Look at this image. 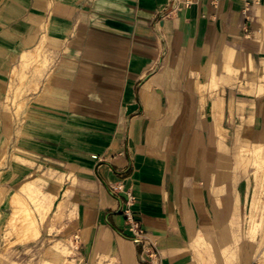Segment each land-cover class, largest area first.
Wrapping results in <instances>:
<instances>
[{
  "label": "crops",
  "instance_id": "crops-1",
  "mask_svg": "<svg viewBox=\"0 0 264 264\" xmlns=\"http://www.w3.org/2000/svg\"><path fill=\"white\" fill-rule=\"evenodd\" d=\"M38 53L3 175L63 194L76 264H264L237 152L264 142V0H0V96Z\"/></svg>",
  "mask_w": 264,
  "mask_h": 264
},
{
  "label": "rangeland",
  "instance_id": "rangeland-1",
  "mask_svg": "<svg viewBox=\"0 0 264 264\" xmlns=\"http://www.w3.org/2000/svg\"><path fill=\"white\" fill-rule=\"evenodd\" d=\"M40 57L38 53L33 65V57L24 54L23 64H13L7 90L0 96V264H76V237L63 231L72 215L63 194L41 188L43 176L34 180L31 192L29 186L19 187V182L3 175L19 166V111L29 100L22 95L30 86L28 79L38 77L39 69L47 67L46 57L39 64ZM243 146L239 145L237 152L239 168L249 182L243 193L252 213L249 236L254 239L260 230V243H264V143ZM28 219H34L35 226L28 225ZM231 259L241 258H224L226 263Z\"/></svg>",
  "mask_w": 264,
  "mask_h": 264
},
{
  "label": "built area",
  "instance_id": "built-area-1",
  "mask_svg": "<svg viewBox=\"0 0 264 264\" xmlns=\"http://www.w3.org/2000/svg\"><path fill=\"white\" fill-rule=\"evenodd\" d=\"M191 0H185V4H189ZM113 194H123V207L121 212L124 215L126 227L131 234L132 241L135 244L143 242L144 231L140 227L139 222L134 218L131 206L135 201V196L129 188H125L124 183L119 180L108 186Z\"/></svg>",
  "mask_w": 264,
  "mask_h": 264
},
{
  "label": "bare ground",
  "instance_id": "bare-ground-1",
  "mask_svg": "<svg viewBox=\"0 0 264 264\" xmlns=\"http://www.w3.org/2000/svg\"><path fill=\"white\" fill-rule=\"evenodd\" d=\"M261 137H262V136H261ZM262 140H263V139H262ZM261 143H264V142H261ZM259 158H260V157H259ZM262 159H263V158H262ZM261 161H262V160H260L259 162H261ZM261 183H262V182H261ZM24 184L26 185V187L29 186V190H30V189L32 190V188H33V186H32V185H33V182H31V181H26ZM25 185H24V186H25ZM22 186H23V185H22ZM22 188H23V187H22ZM24 188H25V187H24ZM29 190H27V191H29ZM31 190H30V191H31ZM33 190H34V188H33ZM31 192H32V191H31ZM15 196H16V195H15ZM42 196H43V195H42ZM45 197H46V196H45ZM44 199H45V198H44ZM29 220H30V221H29ZM28 221H29V222H28V225H31V226L34 225V226H35L34 219H28Z\"/></svg>",
  "mask_w": 264,
  "mask_h": 264
}]
</instances>
